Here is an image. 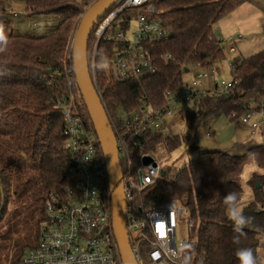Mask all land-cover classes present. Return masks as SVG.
Returning <instances> with one entry per match:
<instances>
[{
    "label": "trees",
    "instance_id": "trees-1",
    "mask_svg": "<svg viewBox=\"0 0 264 264\" xmlns=\"http://www.w3.org/2000/svg\"><path fill=\"white\" fill-rule=\"evenodd\" d=\"M97 0H25L26 18H55L60 22L49 35L32 38L15 35L7 0H0V220L11 201L43 200L54 194L67 196L66 189L77 191L76 182L67 175L71 155L66 148L65 121L58 103L67 95V73L74 72L72 45L84 12ZM158 18L170 31L166 41L151 43L148 52L158 72L138 81L120 82L107 69L97 68L101 95L111 116L139 113L143 109L166 107L169 93L185 86L186 70L199 67L213 70L226 59L223 42L215 26L240 6L239 0H193L179 5L177 0H155ZM112 11V10H111ZM137 10L127 11L114 25L127 29ZM95 40L89 43L91 64ZM115 44L103 41L97 54L107 62L116 55ZM239 82L232 96L200 97L184 112L185 133L166 136L152 132L144 147L135 149L140 165L144 155L154 157L161 150L173 154L187 146L205 124L226 116L239 122L245 108L264 105V50L232 64ZM86 110L87 118L91 121ZM237 114L236 117H233ZM193 147L190 148L192 152ZM155 158V157H154ZM255 164L250 186L253 195L242 208L246 192L241 184L245 168ZM167 169H162V172ZM236 198L244 225L229 219L228 194ZM176 201L187 208L195 228L189 245L188 260L194 264H240L237 251L251 248L264 264V145L251 148L243 156L222 151L206 152L193 159L172 181L162 176L149 187L136 206L146 210ZM45 221V217L41 221ZM146 248V247H145ZM18 263V262H17ZM143 263L150 264L143 255Z\"/></svg>",
    "mask_w": 264,
    "mask_h": 264
},
{
    "label": "built area",
    "instance_id": "built-area-1",
    "mask_svg": "<svg viewBox=\"0 0 264 264\" xmlns=\"http://www.w3.org/2000/svg\"><path fill=\"white\" fill-rule=\"evenodd\" d=\"M154 2L121 0L95 27L90 67L102 100L97 54L103 41L115 44L116 55L107 62L108 74L113 79L141 82L157 74L147 46L168 40L170 31L158 18L159 10ZM129 10H137V16L128 22L126 30L114 31V25ZM133 23L135 29L130 33ZM231 68L232 82L208 87L206 82L215 80V72L203 71L192 85L167 94L166 107L161 109L148 108L132 114L122 110L115 118L103 100L117 139L128 202V230L139 264H144V254L150 264H194L188 260L189 242L178 241V221L189 216L190 230L195 228V221L190 211L176 201L148 210L143 205L136 206V198L158 182L162 168L154 157L157 167H144L142 160L149 155L142 156L138 165L135 149L144 147L149 133L162 132L169 118L180 119V125L185 126L184 112L198 98L232 96L239 82L232 64ZM239 105L245 108L239 123L256 136L264 122V105L260 109L249 108L240 102ZM58 109L64 116L66 148L71 155L67 175L76 182L77 191L67 188L65 198L54 194L47 201L38 245L26 251L19 264H124L114 231L112 194L104 154L94 125L83 109L74 72L67 73V95L58 103Z\"/></svg>",
    "mask_w": 264,
    "mask_h": 264
},
{
    "label": "rangeland",
    "instance_id": "rangeland-1",
    "mask_svg": "<svg viewBox=\"0 0 264 264\" xmlns=\"http://www.w3.org/2000/svg\"><path fill=\"white\" fill-rule=\"evenodd\" d=\"M7 1L9 9L18 14L17 17L9 16L15 35L44 37L51 34L60 22L54 23L58 20L55 18H26L24 16L25 0ZM239 1V8L223 18L215 27L216 33L220 31L219 38L224 41L226 59L217 64L213 70H209L210 73L215 72V80L206 82L208 87L222 82H232L234 75L231 64L235 59L248 58L264 50V0ZM134 29L135 23L132 24L130 33ZM232 49H235V52ZM203 71L207 70L199 67L191 68L184 77L185 84L192 85L196 76ZM82 106L86 113L83 99ZM180 122V119L169 118L162 132L166 136L184 134L186 129L185 126L180 125ZM259 145H264V122L261 123L258 134L252 136L241 123L231 122L226 116H219L205 124L192 141L181 150L173 154L161 150L154 157L163 170L169 171L165 179L172 181L181 170L189 166L193 159L203 153L222 151L233 156H243L251 148ZM191 147H193L192 152L189 151ZM259 171L255 164L245 168L241 184L245 189L246 197L241 208L252 198L253 189L250 186V180L253 174ZM45 207L43 200L10 202L0 220V264H19L26 251L38 245ZM188 220L189 216L179 218L178 241L186 240L189 244H193L195 237L192 230L188 229Z\"/></svg>",
    "mask_w": 264,
    "mask_h": 264
},
{
    "label": "water",
    "instance_id": "water-1",
    "mask_svg": "<svg viewBox=\"0 0 264 264\" xmlns=\"http://www.w3.org/2000/svg\"><path fill=\"white\" fill-rule=\"evenodd\" d=\"M120 1L97 0L84 12L73 40L72 61L78 88L104 154L112 194L114 231L122 261L124 264H139L128 230V202L117 139L103 100L95 86L89 62V43L95 27ZM186 73H189V70H186ZM142 164L144 167L149 165L157 167L152 156H145ZM161 176L165 178L167 172L163 171Z\"/></svg>",
    "mask_w": 264,
    "mask_h": 264
},
{
    "label": "clouds",
    "instance_id": "clouds-1",
    "mask_svg": "<svg viewBox=\"0 0 264 264\" xmlns=\"http://www.w3.org/2000/svg\"><path fill=\"white\" fill-rule=\"evenodd\" d=\"M6 40L2 32H0V41ZM108 63L106 58L101 59V62L97 64L98 69H107ZM235 196L228 194L225 198V203L228 205V216L235 225H244V218L242 210L235 203ZM237 256L240 260V264H260L258 257L254 254L251 248H240L237 251ZM187 264V262H186Z\"/></svg>",
    "mask_w": 264,
    "mask_h": 264
},
{
    "label": "crops",
    "instance_id": "crops-1",
    "mask_svg": "<svg viewBox=\"0 0 264 264\" xmlns=\"http://www.w3.org/2000/svg\"><path fill=\"white\" fill-rule=\"evenodd\" d=\"M177 2H178V4L179 5H183V4H188V3H191V2H193V0H177ZM58 21L59 20H57L56 22H54V23H58ZM217 26V25H216ZM215 26V27H216ZM219 30H218V32L216 33V30H215V33H216V35L218 36V34H219ZM219 37V36H218ZM221 41L223 42V46H224V41L221 39ZM233 50V52H235V49H232ZM190 72V71H189Z\"/></svg>",
    "mask_w": 264,
    "mask_h": 264
},
{
    "label": "snow or ice",
    "instance_id": "snow-or-ice-1",
    "mask_svg": "<svg viewBox=\"0 0 264 264\" xmlns=\"http://www.w3.org/2000/svg\"><path fill=\"white\" fill-rule=\"evenodd\" d=\"M161 227H163V226H161Z\"/></svg>",
    "mask_w": 264,
    "mask_h": 264
}]
</instances>
